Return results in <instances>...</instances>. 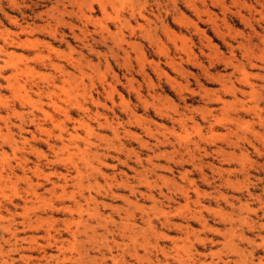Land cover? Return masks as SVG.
Listing matches in <instances>:
<instances>
[{"label":"rangeland","instance_id":"1","mask_svg":"<svg viewBox=\"0 0 264 264\" xmlns=\"http://www.w3.org/2000/svg\"><path fill=\"white\" fill-rule=\"evenodd\" d=\"M0 264H264V0H0Z\"/></svg>","mask_w":264,"mask_h":264},{"label":"bare ground","instance_id":"2","mask_svg":"<svg viewBox=\"0 0 264 264\" xmlns=\"http://www.w3.org/2000/svg\"><path fill=\"white\" fill-rule=\"evenodd\" d=\"M69 13V12H68ZM83 15V14H82ZM14 77V76H13Z\"/></svg>","mask_w":264,"mask_h":264}]
</instances>
